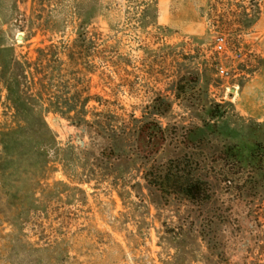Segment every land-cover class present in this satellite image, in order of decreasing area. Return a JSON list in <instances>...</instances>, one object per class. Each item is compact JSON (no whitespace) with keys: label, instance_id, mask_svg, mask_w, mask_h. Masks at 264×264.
Masks as SVG:
<instances>
[{"label":"rangeland","instance_id":"obj_1","mask_svg":"<svg viewBox=\"0 0 264 264\" xmlns=\"http://www.w3.org/2000/svg\"><path fill=\"white\" fill-rule=\"evenodd\" d=\"M110 1L114 8L79 34L77 0H16L10 18L12 0H0V44L29 63L24 93L31 74L51 70L44 99H87L86 118L115 136L133 117L155 119L164 137L119 154L73 112L46 113L66 157L48 164L28 213L16 214L0 189V264L22 253L39 264H264V157L231 182L215 161L228 144H264V0H151L150 24L141 17L148 0ZM15 124L0 77V129ZM182 156L210 183L209 201L162 195L144 180L148 166Z\"/></svg>","mask_w":264,"mask_h":264},{"label":"trees","instance_id":"obj_2","mask_svg":"<svg viewBox=\"0 0 264 264\" xmlns=\"http://www.w3.org/2000/svg\"><path fill=\"white\" fill-rule=\"evenodd\" d=\"M150 1L145 2L141 10L144 24H150L156 19ZM74 8L73 15L76 16L73 20L74 27L79 34H82L90 24L96 23L105 13L110 12L114 5L110 0H77ZM15 9L16 0H12L11 11L7 18L13 15ZM253 12V15L247 17L246 26L256 21L258 14ZM7 18H4L5 21L0 20V27L6 23ZM56 21L58 25H62L65 18H58ZM8 52L9 48L0 44V77L4 79L7 99L15 111L16 124L11 128L0 129V189L6 203L16 214L28 213L35 208V187L47 172L48 164L57 156L63 157L62 160L66 157L64 154L66 150L60 149L55 132L45 120L46 113L52 111L70 118L69 115L73 112L72 118L75 123L90 125L98 134L109 137L112 149L119 154L126 150L132 152V155L139 154L140 145L149 146L164 137L163 128L155 119L133 117L131 126L115 136L108 133L109 130H106L102 122L93 117L90 120L86 118L91 114L93 116V110L86 108L87 99L80 101L75 95L62 97L50 94L44 99L39 90L50 91L55 86V76L51 70L37 79L31 74L26 86L28 92L24 93L22 79L27 69H30L29 63L13 56L8 58ZM54 57L59 64L57 56ZM49 65L48 68L51 69ZM33 86L40 88H37L36 93L30 94V91L35 89ZM154 107L152 106L153 114H160ZM51 149L55 150L54 157L49 152ZM263 150L264 144L260 143L248 148L235 143L226 145L215 160L218 162V168H222L221 175L224 181L231 182L233 180L230 177L234 178L262 168ZM60 151L63 153L61 154ZM191 159L182 156L169 159L160 165H150L145 169L143 178L162 195H175L190 203H205L211 198V185L195 173ZM30 250L37 251L33 248ZM22 254L17 264H39L37 258H31L32 254Z\"/></svg>","mask_w":264,"mask_h":264},{"label":"built area","instance_id":"obj_3","mask_svg":"<svg viewBox=\"0 0 264 264\" xmlns=\"http://www.w3.org/2000/svg\"><path fill=\"white\" fill-rule=\"evenodd\" d=\"M225 40L222 36L216 38L215 48L218 52H221L225 49L224 47ZM217 72L220 76H228L229 72L225 66L222 64L217 65Z\"/></svg>","mask_w":264,"mask_h":264},{"label":"water","instance_id":"obj_4","mask_svg":"<svg viewBox=\"0 0 264 264\" xmlns=\"http://www.w3.org/2000/svg\"><path fill=\"white\" fill-rule=\"evenodd\" d=\"M18 37H20V36H18Z\"/></svg>","mask_w":264,"mask_h":264}]
</instances>
